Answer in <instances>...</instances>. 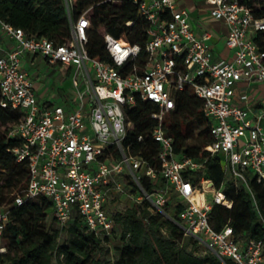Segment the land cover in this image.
<instances>
[{
  "label": "built area",
  "instance_id": "1",
  "mask_svg": "<svg viewBox=\"0 0 264 264\" xmlns=\"http://www.w3.org/2000/svg\"><path fill=\"white\" fill-rule=\"evenodd\" d=\"M126 1L136 4L146 20L145 43L124 44L104 33L106 59L89 55L86 10L75 19L69 16V38L60 44L26 35L0 20V41H14L10 49L0 46V105L20 111V119L9 128V136L20 144L11 151L28 169L27 187L23 195L14 196L13 204L45 198L59 225L78 215L89 232L113 239L115 213L108 210V202L116 194L128 195L133 203L146 202L151 212L165 215L183 237L194 239L199 249L223 264L225 258L237 264H264L261 240L237 236L228 223L219 229L213 226L212 206L230 208L232 202L210 180L193 182L190 173L206 157L176 152L174 138L163 124L187 89L201 100L202 116L209 122V152L223 157L225 180L249 191L252 179L264 185V51L253 40L264 30L263 19L254 17L241 0H204L209 15L225 24V46L232 53L230 59L212 61L206 45L211 34H196L188 11L174 0ZM70 3L64 0L68 11ZM25 54L65 68L71 78L66 104L51 97L37 100L33 79L23 68ZM137 101L156 107L150 113L156 124L148 136L157 143L159 168L124 144L131 126L125 110ZM144 178L152 190L145 187ZM159 180L164 186H155ZM168 190L183 204L176 216L163 209ZM201 193H209L210 199L196 200ZM8 217V207H0V256L7 251Z\"/></svg>",
  "mask_w": 264,
  "mask_h": 264
},
{
  "label": "trees",
  "instance_id": "2",
  "mask_svg": "<svg viewBox=\"0 0 264 264\" xmlns=\"http://www.w3.org/2000/svg\"><path fill=\"white\" fill-rule=\"evenodd\" d=\"M241 1L251 8L254 17L264 21V0ZM85 10L90 19L87 46L91 57L106 59L104 33L124 44L143 47L147 23L131 1L71 0L68 11L64 0H0L1 21L21 28L26 35L45 37L56 44L69 38V16L75 19ZM127 22L131 24L127 25ZM253 40L264 51V30L258 31ZM155 110L150 101H137L126 108L131 126L124 144H130L133 153H139L149 164L159 168L155 160L157 143L148 136L156 124L150 117ZM20 116V111L0 105V207L7 206L9 210L4 230L7 251L0 256V264H101L94 254H108L107 243L111 237L95 236L78 215L59 225L52 216L51 202L45 198H25L22 204H13L14 196L23 195L28 181L25 162H18L11 151L20 140L9 136V128L18 122ZM163 124L174 138L176 152L197 159L206 157L200 167L190 173L193 182L201 177L210 180L232 202L230 208L219 204L212 206L213 226L219 229L228 223L237 236L261 240L264 248V185L252 179L248 182L249 191L244 186L235 188L233 182L225 180L221 156H211L209 152V122L202 116L201 100L185 89L177 99L176 109ZM195 125L201 127L198 141L188 144ZM139 135L143 136L141 141L137 140ZM143 184L148 190L153 189L145 178ZM155 186H164V183L159 180ZM167 205L163 208L166 212ZM182 206L181 202H175L170 214L176 216ZM47 210H50L51 220L67 234L61 243L57 241L60 230L52 229L46 223ZM113 219V239L117 238L118 244L113 247L115 258L111 259V264H223L214 254L201 252L194 239L183 237L178 225L165 215L151 212L146 202L132 203L116 212ZM224 262L237 264L230 258H225Z\"/></svg>",
  "mask_w": 264,
  "mask_h": 264
},
{
  "label": "rangeland",
  "instance_id": "3",
  "mask_svg": "<svg viewBox=\"0 0 264 264\" xmlns=\"http://www.w3.org/2000/svg\"><path fill=\"white\" fill-rule=\"evenodd\" d=\"M26 70L33 79L34 88L38 90L40 87L47 93V96L51 97V101L62 104L65 101V104L70 98L71 89H70V76L66 75V72L63 70L55 69L51 66H48L44 61L28 63L26 65ZM68 93V94H67ZM201 130V127L194 126L192 135L188 138V144H194L198 141L197 134ZM221 164L224 166L225 162L221 156ZM168 205L167 211L169 213L173 210V204L176 202L174 199V193L170 190L167 192ZM196 200L203 198L206 200L210 199L209 193H201L195 196ZM133 203L128 195H118L116 194L114 198L108 202V210L111 213H116L123 211L126 207L130 206ZM46 223L52 229L60 230L59 226L51 220L50 210L46 211ZM67 234L64 230H60V234L57 238L59 243L66 240ZM118 244V239L114 238L109 243L110 251L107 253L96 252L94 254L95 258L100 259L101 264H111V259L113 257V247ZM201 252L202 249H200Z\"/></svg>",
  "mask_w": 264,
  "mask_h": 264
},
{
  "label": "crops",
  "instance_id": "4",
  "mask_svg": "<svg viewBox=\"0 0 264 264\" xmlns=\"http://www.w3.org/2000/svg\"><path fill=\"white\" fill-rule=\"evenodd\" d=\"M177 7L185 9L189 13L190 24L193 31L201 35L208 31L211 34V38L206 41V45L209 47L212 61L230 59L232 53L225 46V38L227 29L223 22L213 19L209 15V6L204 0H174ZM14 45L13 40L0 41V46L4 49H10ZM43 61L36 55L25 54L22 58V64L25 71L26 65L30 62ZM47 64V63H46ZM48 65V64H47ZM51 66V65H48ZM58 70L66 72L65 68H59V66H51ZM28 72V71H27ZM36 98L39 102L46 100L49 96L41 89L36 90L34 88Z\"/></svg>",
  "mask_w": 264,
  "mask_h": 264
}]
</instances>
